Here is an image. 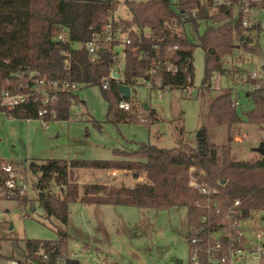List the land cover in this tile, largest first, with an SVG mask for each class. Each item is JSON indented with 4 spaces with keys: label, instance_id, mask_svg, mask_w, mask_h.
Segmentation results:
<instances>
[{
    "label": "trees",
    "instance_id": "obj_1",
    "mask_svg": "<svg viewBox=\"0 0 264 264\" xmlns=\"http://www.w3.org/2000/svg\"><path fill=\"white\" fill-rule=\"evenodd\" d=\"M208 2L124 0L129 18L113 20L110 19L116 7L113 0H0V87L6 78L12 77L13 72L25 69L36 70L46 79H66L99 86L100 77L107 74L111 64L108 51L99 48L97 59L90 63L82 49L72 48L70 44L88 40L92 33H99L102 26L110 21L114 32L126 35L129 43L125 45L122 80H110L105 89L99 86L106 103L105 118L113 123L135 120L136 116L131 111L134 106L129 98L120 95L117 85L120 82L130 85L134 77L147 76L145 71L153 64L151 61H155L151 48L153 43L158 44L160 60L167 46L176 45L170 60L177 64V72L170 75L160 70V85L170 88H184L192 83V50L195 46L203 51L201 84L206 83L207 86L212 72L222 73L220 58L235 47L234 39L238 45L253 51L246 47L248 40L241 33L237 20L232 19L230 10L225 12L220 8L216 13L217 21L225 20L215 26L205 24L202 33H197L201 21L212 20V16L207 14ZM193 8L195 12L192 15L190 10ZM172 22L189 25L196 34V43L186 35L169 30L166 24ZM61 27L67 32L63 41L55 38ZM144 29L150 32L145 33ZM240 36L243 37L241 40ZM139 48L149 57H137ZM62 50L69 52V68L62 65ZM244 95L252 104L244 112V119L264 122V86L244 92ZM225 97L227 102L229 92L217 96L210 103V110H214L217 119H225L227 124L241 120L235 110L226 109L225 102L217 103ZM121 100L129 103V111L116 108V103ZM76 103V93L60 92L48 107L54 110L53 119L65 120L69 107ZM40 107L38 102H28L6 111L0 107V111L13 118L36 119ZM152 116L153 111H150L140 121L146 122ZM196 141L197 145L191 151L177 146L157 147L148 142H139L131 151L115 149L119 156L117 159L51 158L41 163L30 161V173L37 174L36 200L46 216H53L61 223L67 220L68 202L75 199L84 204L129 205L155 210L184 206L186 224L190 227L198 224V217L202 213V209L193 204L202 195L187 186V169L193 165L204 171L201 176L204 182L217 187L216 197L221 204H229L237 198L244 214L259 212L264 217V153L248 160H236L229 156L227 144L208 143L202 135ZM73 168L131 170L136 176L137 171H142L144 180L132 186L81 184L79 187L70 178ZM50 181L59 186L60 196L47 190ZM62 237L59 233L56 241L26 239L23 256L26 264H54L57 257H66ZM39 250L46 254L45 260H41L37 253ZM68 263L79 264L77 260Z\"/></svg>",
    "mask_w": 264,
    "mask_h": 264
},
{
    "label": "rangeland",
    "instance_id": "obj_2",
    "mask_svg": "<svg viewBox=\"0 0 264 264\" xmlns=\"http://www.w3.org/2000/svg\"><path fill=\"white\" fill-rule=\"evenodd\" d=\"M113 1L116 7L112 10V19L129 18L124 0ZM216 13L214 9L207 10L212 20L201 21L198 34L202 33L205 24L215 26L225 20L217 21ZM232 19H236L234 13ZM166 26L196 43V34L189 25L172 22ZM143 31L150 32L148 29ZM241 33L248 40L246 47L253 51L238 45L234 39L235 47L220 58L222 73L212 72L208 86L201 84L203 51L199 46L192 50L189 88L130 86L129 101L134 106L131 111L135 120L107 121L106 103L98 85H81L76 91L78 103L69 107L67 119L51 118L46 121V127H42L37 119L27 121L0 112V166L6 162L21 164L24 161L27 168L24 176L29 184L21 199L0 198V257L22 259L26 239L56 241L61 233L64 251L67 255L75 254L79 264H176V260L188 264L184 206L155 210L129 205L84 204L75 199L68 202L67 220L61 223L53 216H46L37 202V174L30 173L28 163H41L51 158L117 159L115 149L131 151L139 142L191 151L197 145V131L208 143L227 144L233 159L257 157L258 153L252 148L259 142L264 145V122L244 119V112L252 104L244 92H236L235 88H240L241 79L248 70L264 59V30L254 27L241 30ZM228 92V101L225 97L217 103L225 102L226 109H233L240 116L241 120L230 124L225 119H217L214 110L209 108L217 96ZM232 98L238 103L232 102ZM143 105L148 108L145 110ZM150 111L153 116L148 121L137 119L138 115L146 117ZM75 170L79 187L84 181L93 179V175L98 179L105 178L106 169ZM137 172L138 176L131 170L114 171L112 184L132 186L141 182L143 172ZM47 186L51 194L60 196L59 186L52 181ZM260 215L259 212L251 214L258 222Z\"/></svg>",
    "mask_w": 264,
    "mask_h": 264
},
{
    "label": "built area",
    "instance_id": "obj_3",
    "mask_svg": "<svg viewBox=\"0 0 264 264\" xmlns=\"http://www.w3.org/2000/svg\"><path fill=\"white\" fill-rule=\"evenodd\" d=\"M220 8L225 12L230 10L231 14L234 13L243 31L254 27L264 30V0H209L207 9L218 12ZM190 12L193 15L195 9H191ZM66 35V29L61 27L55 38L63 41L66 40ZM128 43L129 38L114 32L111 22L108 21L99 33L94 32L88 40L73 42L70 46L82 49L90 63L97 59L99 48H105L108 51L111 64L107 74L99 79L100 88L105 89L110 80H122L121 69L125 58V45ZM115 47L120 48L115 49ZM151 48L155 58V61L151 63L154 65L148 66L145 71L146 77H134L130 85H127L129 90L130 86L138 84L147 89H160V70L170 75L177 72V64L170 60L176 45L167 46L164 49L162 60L158 55V44L153 43ZM61 54L63 67L69 68V52L62 50ZM137 57L146 59L149 56L142 48H139ZM114 72L118 74V77H114ZM11 76L6 78L0 87V107L6 111L28 102H38L41 107L36 112V119L42 127H46V121L54 117L53 108L48 107L54 96L60 92L76 93L80 86L84 85L80 81L46 79L36 70L30 69L15 71ZM260 86H264V59L248 70L241 79L240 88H235V91L249 92ZM189 87L190 85H186L183 89ZM231 101L238 103L234 98ZM129 107V103L124 100L116 103L118 109L129 110ZM5 111L0 112L5 114ZM137 119H141L139 115ZM0 170L3 173V177L0 178V198L21 199L29 188L24 176V171H27L24 161L21 164L3 163ZM187 173V186L202 195L201 199L193 203L195 207L202 209L198 224L188 227L186 236L188 264H264V217L260 215V222H258L252 218V212L244 214L237 198L229 204H221L216 197L217 187L210 186L201 179L204 175L202 169L190 165ZM37 253L41 256V260L46 259L45 253H41L40 250ZM70 260H76V255L57 257L54 264H69ZM0 264H26V262L23 258L18 260L0 257Z\"/></svg>",
    "mask_w": 264,
    "mask_h": 264
},
{
    "label": "water",
    "instance_id": "obj_4",
    "mask_svg": "<svg viewBox=\"0 0 264 264\" xmlns=\"http://www.w3.org/2000/svg\"><path fill=\"white\" fill-rule=\"evenodd\" d=\"M242 38L240 37V40ZM102 49V48H100ZM263 67V66H261ZM114 77H118V74L116 72L113 73ZM117 89L118 92L121 94V96L123 98H129L130 95V90L129 87L125 84H121L119 83L117 85ZM143 108L146 110L148 107L147 105H143ZM196 136L199 137L200 136V131H197ZM252 150H254L255 152H257L258 154H263L264 153V145L263 142H259L257 146L253 147ZM220 183H223V181H220ZM31 209H33V206H31ZM176 264H181L180 260H176Z\"/></svg>",
    "mask_w": 264,
    "mask_h": 264
},
{
    "label": "crops",
    "instance_id": "obj_5",
    "mask_svg": "<svg viewBox=\"0 0 264 264\" xmlns=\"http://www.w3.org/2000/svg\"><path fill=\"white\" fill-rule=\"evenodd\" d=\"M114 171L116 173L117 172V169H106V171L104 172L105 178L98 179V178H96L93 175L92 176L93 179L88 180V181H84L82 184H99V185L103 184V185H111L112 184V181L114 180L113 177H112V176L115 175V174H113ZM71 172H72V175H73L72 181L77 184V178L74 176V173L76 172L75 168H73L71 170Z\"/></svg>",
    "mask_w": 264,
    "mask_h": 264
}]
</instances>
